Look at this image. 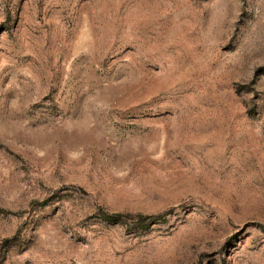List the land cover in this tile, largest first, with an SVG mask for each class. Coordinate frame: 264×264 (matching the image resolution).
Masks as SVG:
<instances>
[{"label":"rangeland","instance_id":"rangeland-1","mask_svg":"<svg viewBox=\"0 0 264 264\" xmlns=\"http://www.w3.org/2000/svg\"><path fill=\"white\" fill-rule=\"evenodd\" d=\"M0 264H264V0H0Z\"/></svg>","mask_w":264,"mask_h":264},{"label":"trees","instance_id":"trees-1","mask_svg":"<svg viewBox=\"0 0 264 264\" xmlns=\"http://www.w3.org/2000/svg\"><path fill=\"white\" fill-rule=\"evenodd\" d=\"M122 217L121 214H115V215H106L105 216V220L110 222V223H114L119 221V219Z\"/></svg>","mask_w":264,"mask_h":264}]
</instances>
